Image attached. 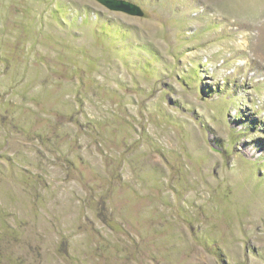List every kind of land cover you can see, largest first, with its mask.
Wrapping results in <instances>:
<instances>
[{"label":"rangeland","instance_id":"1","mask_svg":"<svg viewBox=\"0 0 264 264\" xmlns=\"http://www.w3.org/2000/svg\"><path fill=\"white\" fill-rule=\"evenodd\" d=\"M0 0V264H264V0Z\"/></svg>","mask_w":264,"mask_h":264},{"label":"water","instance_id":"2","mask_svg":"<svg viewBox=\"0 0 264 264\" xmlns=\"http://www.w3.org/2000/svg\"><path fill=\"white\" fill-rule=\"evenodd\" d=\"M110 11L123 12L131 16L143 17L144 11L130 0H97Z\"/></svg>","mask_w":264,"mask_h":264}]
</instances>
